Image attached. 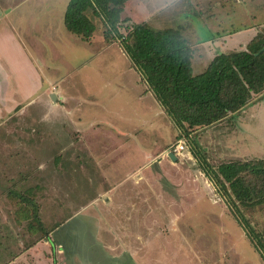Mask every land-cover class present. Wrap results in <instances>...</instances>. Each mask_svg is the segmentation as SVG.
Listing matches in <instances>:
<instances>
[{
    "label": "rangeland",
    "instance_id": "374dc122",
    "mask_svg": "<svg viewBox=\"0 0 264 264\" xmlns=\"http://www.w3.org/2000/svg\"><path fill=\"white\" fill-rule=\"evenodd\" d=\"M69 1L31 0L21 9L31 32L51 42L39 57L59 78L52 89L59 100L39 101L0 128V264H264L213 180L223 163L264 159V92L235 119L186 136L173 129L120 40L113 32L105 37L101 17L88 15L90 41L67 28ZM132 3L123 18L131 21L132 13L154 29L183 27L199 43L219 37V49L233 46L226 41L234 33L249 37L264 25V0ZM220 23L223 30L212 35L211 25ZM129 25L120 32L127 35ZM180 140L188 156L171 162L169 150ZM101 151L110 176L129 177L141 192L100 195ZM147 153H156L152 162ZM238 206L264 234V205Z\"/></svg>",
    "mask_w": 264,
    "mask_h": 264
},
{
    "label": "trees",
    "instance_id": "16d2710c",
    "mask_svg": "<svg viewBox=\"0 0 264 264\" xmlns=\"http://www.w3.org/2000/svg\"><path fill=\"white\" fill-rule=\"evenodd\" d=\"M132 0H70L65 25L74 34L90 41L95 25L89 18L101 17L132 61L142 71L151 90L186 136L190 129L205 128L234 119L251 106L254 96L264 92V25L241 48L222 53L201 74L192 68L193 50L183 27L154 29L148 23H131L123 18ZM128 26L127 35L120 26ZM244 48V49H243ZM192 149L199 151L196 141ZM202 163H206L201 158ZM213 180L226 196L239 224L264 258L263 233L258 232L241 212L238 203L264 205V159L228 162L213 172ZM51 242L50 238H47ZM52 243V242H51Z\"/></svg>",
    "mask_w": 264,
    "mask_h": 264
},
{
    "label": "crops",
    "instance_id": "0c3cea01",
    "mask_svg": "<svg viewBox=\"0 0 264 264\" xmlns=\"http://www.w3.org/2000/svg\"><path fill=\"white\" fill-rule=\"evenodd\" d=\"M30 1L0 0V128L7 118L14 116L21 110L32 107L39 101L45 102L48 105V100L52 103L59 100V97L52 91L55 88L54 84L58 83L59 78L55 79L50 75L52 70H54L52 68L53 66L49 65L46 67L42 62V58L39 57L44 48L50 45L51 42L49 40L47 41V39H44L43 42L42 34H33L29 29L30 24H28L26 17L28 15L27 11H23L24 14L21 12L23 4L29 5ZM133 1L127 3L125 12L128 11V7L131 11L130 5L133 4ZM227 3L225 1L221 6L214 4L215 6L212 5V9L214 11L215 7L222 8L227 6ZM15 4H17V7H15ZM128 15L132 19L131 23L146 22L144 19L138 20L132 13ZM220 25H211L210 32L212 35L217 32V29L223 30V23H220ZM189 31L187 29L183 34L189 40L193 50L192 68L195 75L204 72L216 56L241 48L243 45L249 43L256 35L254 32L249 37H241L234 33V37L226 41L228 42L227 44L233 46H224L222 49L221 47L219 49V45H222L217 40L219 37L214 38L211 36L213 39L210 37L211 40L209 43L205 41L206 39L199 43L200 40H195V35ZM232 31L235 32L233 29ZM204 32L208 35L207 31L204 30ZM83 40L85 41V39ZM47 69L50 70V74L47 72ZM103 155V151L95 155L97 163L101 165V180L104 182L100 188L101 196L114 197L118 194L128 196L133 190L141 192V189H138L135 183L128 184L129 177H126L125 180L121 179L116 181L114 176H110V173H112L110 172L111 163H108ZM147 155L150 156V161L152 162L155 159L156 153H147ZM187 156L185 154L183 158ZM181 159L178 157V161ZM103 164H109V170L105 171ZM143 178H137V181H144ZM108 184H114V186H109ZM117 208L122 211V207L118 206ZM204 261L206 264H211L206 260ZM224 264L229 263L225 262Z\"/></svg>",
    "mask_w": 264,
    "mask_h": 264
},
{
    "label": "built area",
    "instance_id": "2783aa9c",
    "mask_svg": "<svg viewBox=\"0 0 264 264\" xmlns=\"http://www.w3.org/2000/svg\"><path fill=\"white\" fill-rule=\"evenodd\" d=\"M169 152H173L177 157L183 158L185 154H188L189 151L186 143L183 140H180L169 150Z\"/></svg>",
    "mask_w": 264,
    "mask_h": 264
},
{
    "label": "water",
    "instance_id": "95a60500",
    "mask_svg": "<svg viewBox=\"0 0 264 264\" xmlns=\"http://www.w3.org/2000/svg\"><path fill=\"white\" fill-rule=\"evenodd\" d=\"M168 157L172 162H177L178 161V157L175 155V153L173 152H169L168 153Z\"/></svg>",
    "mask_w": 264,
    "mask_h": 264
}]
</instances>
